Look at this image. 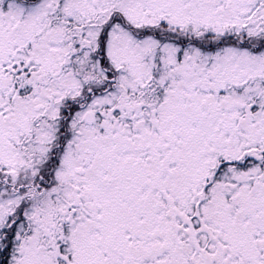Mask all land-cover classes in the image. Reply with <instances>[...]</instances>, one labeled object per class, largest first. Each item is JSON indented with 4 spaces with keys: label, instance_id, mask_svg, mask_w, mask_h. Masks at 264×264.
I'll return each mask as SVG.
<instances>
[{
    "label": "snow or ice",
    "instance_id": "1",
    "mask_svg": "<svg viewBox=\"0 0 264 264\" xmlns=\"http://www.w3.org/2000/svg\"><path fill=\"white\" fill-rule=\"evenodd\" d=\"M0 264H264V0H0Z\"/></svg>",
    "mask_w": 264,
    "mask_h": 264
}]
</instances>
